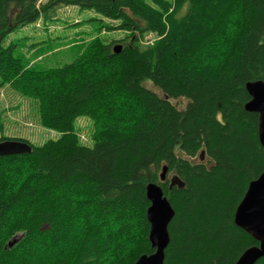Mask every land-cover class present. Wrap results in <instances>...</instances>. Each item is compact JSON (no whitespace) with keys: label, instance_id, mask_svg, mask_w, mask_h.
Masks as SVG:
<instances>
[{"label":"trees","instance_id":"trees-1","mask_svg":"<svg viewBox=\"0 0 264 264\" xmlns=\"http://www.w3.org/2000/svg\"><path fill=\"white\" fill-rule=\"evenodd\" d=\"M61 5L130 34L96 36L61 66L29 65L10 34ZM149 33L158 38L144 44ZM259 79L264 0H0V86L36 100L42 125L60 133L41 145L0 138L32 145L0 156V264H135L155 250L150 182L175 209L165 264H235L258 244L234 213L264 170L259 114L245 109V85ZM82 116L91 146L76 132Z\"/></svg>","mask_w":264,"mask_h":264},{"label":"rangeland","instance_id":"rangeland-1","mask_svg":"<svg viewBox=\"0 0 264 264\" xmlns=\"http://www.w3.org/2000/svg\"><path fill=\"white\" fill-rule=\"evenodd\" d=\"M117 24V21L95 11L83 10L74 5H61L36 22L18 28L9 37L10 40L18 42L19 55L24 62L47 69L73 61L84 51L85 47L82 46L96 36L112 41L130 34L124 30H110L106 27ZM157 38L155 33H149L143 43L154 42ZM118 43L121 42L116 44ZM178 102L183 106L186 100L179 99ZM93 130L94 124L90 118L82 116L77 119L76 132L81 143L89 146L93 144ZM59 135L56 130L42 125L36 100L22 95L10 85L0 86V138H21L41 145L47 139L57 138ZM19 236H23V232L15 234L11 239ZM8 243L6 247L11 248Z\"/></svg>","mask_w":264,"mask_h":264},{"label":"water","instance_id":"water-1","mask_svg":"<svg viewBox=\"0 0 264 264\" xmlns=\"http://www.w3.org/2000/svg\"><path fill=\"white\" fill-rule=\"evenodd\" d=\"M121 48V44H116L114 52H119ZM245 87L250 95V100L245 103V109L259 114L258 135L264 147V80L248 81ZM31 152L32 145L26 141L15 139L0 141V156ZM166 176H168L167 165L163 167L161 179L165 180ZM169 178L171 186L182 184L176 176L171 175ZM146 195L150 201L147 208V219L150 223L149 240L155 250L150 254H142L135 264H165V250L170 242L169 224L175 215V209L160 184L148 183ZM234 221L258 242L248 247L235 264H255L264 257V170L256 179L250 181L235 210ZM22 237L11 239L8 247H12Z\"/></svg>","mask_w":264,"mask_h":264},{"label":"snow or ice","instance_id":"snow-or-ice-1","mask_svg":"<svg viewBox=\"0 0 264 264\" xmlns=\"http://www.w3.org/2000/svg\"><path fill=\"white\" fill-rule=\"evenodd\" d=\"M0 211H2V209H0Z\"/></svg>","mask_w":264,"mask_h":264},{"label":"bare ground","instance_id":"bare-ground-1","mask_svg":"<svg viewBox=\"0 0 264 264\" xmlns=\"http://www.w3.org/2000/svg\"><path fill=\"white\" fill-rule=\"evenodd\" d=\"M168 166V165H167Z\"/></svg>","mask_w":264,"mask_h":264}]
</instances>
